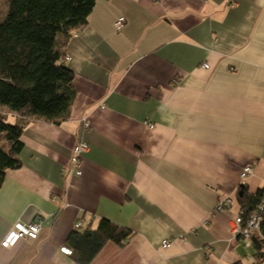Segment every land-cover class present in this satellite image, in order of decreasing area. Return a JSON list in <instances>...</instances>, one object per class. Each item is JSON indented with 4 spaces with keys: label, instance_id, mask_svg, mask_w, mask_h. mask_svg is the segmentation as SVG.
<instances>
[{
    "label": "crops",
    "instance_id": "crops-1",
    "mask_svg": "<svg viewBox=\"0 0 264 264\" xmlns=\"http://www.w3.org/2000/svg\"><path fill=\"white\" fill-rule=\"evenodd\" d=\"M66 56L69 118L28 123L0 187V264H79L61 246L103 217L134 236L88 264H247L230 227L241 184L264 185V0H97ZM37 219L38 238L1 245Z\"/></svg>",
    "mask_w": 264,
    "mask_h": 264
},
{
    "label": "trees",
    "instance_id": "trees-1",
    "mask_svg": "<svg viewBox=\"0 0 264 264\" xmlns=\"http://www.w3.org/2000/svg\"><path fill=\"white\" fill-rule=\"evenodd\" d=\"M6 1L7 12L0 21V187L7 172L22 165L25 126L33 121L60 124L69 118L76 90L74 72L64 63L66 46L88 24L97 2ZM240 191L241 186L239 215L247 221L261 204L264 185L254 193L246 185ZM133 236L130 227L103 217L95 228L72 233L68 245L75 261L88 264L108 241L125 245ZM249 247L253 252L247 264H264V211Z\"/></svg>",
    "mask_w": 264,
    "mask_h": 264
},
{
    "label": "built area",
    "instance_id": "built-area-1",
    "mask_svg": "<svg viewBox=\"0 0 264 264\" xmlns=\"http://www.w3.org/2000/svg\"><path fill=\"white\" fill-rule=\"evenodd\" d=\"M125 18L123 16L119 17L116 22V28L121 29ZM68 59L70 57L66 56ZM204 66H208L204 63ZM88 126V123H86ZM89 144L85 141L79 142L73 147V154L70 157V161L75 167V173L77 175L82 174L80 169L82 155L89 149ZM67 171V166L64 168ZM254 173V167L252 165H246L240 173V178L242 183H245L246 179ZM233 204V199L231 197H226L218 202L217 209L222 211L224 208L231 206ZM264 211V197L261 200V204L258 208L253 210L250 214V218L244 221L238 213V216L232 221L230 231L233 237L240 238L244 241L245 246L249 247L252 244V237L255 233L260 230L261 219ZM44 221L37 219L35 221L23 222L16 221L11 229L8 231L6 236L1 242V245L5 248L14 247L21 239H36L38 238ZM81 226V221L75 223V227L79 228ZM170 244L169 240L164 241L163 246L167 247ZM61 251L66 254H72V249L69 246H61Z\"/></svg>",
    "mask_w": 264,
    "mask_h": 264
},
{
    "label": "rangeland",
    "instance_id": "rangeland-1",
    "mask_svg": "<svg viewBox=\"0 0 264 264\" xmlns=\"http://www.w3.org/2000/svg\"><path fill=\"white\" fill-rule=\"evenodd\" d=\"M7 12V1L6 0H0V21H2L5 17V14ZM12 118V117H11ZM12 120H14L12 118ZM245 252L249 255L252 254L253 249L251 247H247V249L245 248Z\"/></svg>",
    "mask_w": 264,
    "mask_h": 264
},
{
    "label": "water",
    "instance_id": "water-1",
    "mask_svg": "<svg viewBox=\"0 0 264 264\" xmlns=\"http://www.w3.org/2000/svg\"><path fill=\"white\" fill-rule=\"evenodd\" d=\"M243 189H244V184H241V191H240V194H242Z\"/></svg>",
    "mask_w": 264,
    "mask_h": 264
}]
</instances>
